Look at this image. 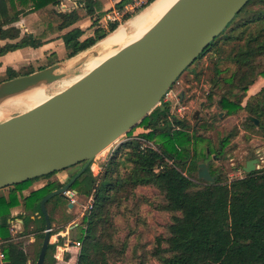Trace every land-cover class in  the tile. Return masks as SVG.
<instances>
[{
    "label": "trees",
    "instance_id": "1",
    "mask_svg": "<svg viewBox=\"0 0 264 264\" xmlns=\"http://www.w3.org/2000/svg\"><path fill=\"white\" fill-rule=\"evenodd\" d=\"M62 1L0 0V57L62 38L65 58L71 59L157 0H147L126 12L121 20L108 23L103 21L107 13L103 0H78L76 7L67 9L61 7ZM133 1L118 0L115 6L122 11ZM79 8L85 15L79 13ZM34 12H40L42 31L23 32L17 23ZM85 16L92 28L87 36L79 25ZM207 53L213 65L209 100L213 101L214 90L219 88L222 94L218 105L227 117L245 111L259 119L258 126L248 121L235 125L221 140L229 144L241 127L264 137V87L246 99L251 86L264 77V0H249L200 57ZM227 60L234 68L221 67ZM56 63L20 73L14 66L2 69L0 62V83ZM173 109V103L163 98L161 105L137 124L144 130L131 135L142 140L122 142L102 163L99 175L89 167L73 183L71 189L93 196V207L85 214L80 233L74 236V241L81 244L77 264H149L152 260L160 264H264V167L230 181L222 170L213 183L200 180L198 162L203 155L197 151V143L201 137L191 133L186 118L176 115ZM200 122L198 119V126L193 128L213 127L207 121ZM37 178L6 187L7 194L0 193V237L6 241L4 251L9 264H29L30 260L22 243L14 241L11 223L21 218L27 229L33 222L37 227L27 234L43 238L46 220L40 202L67 183L50 182L24 195L23 191ZM141 187H153L158 194L150 197L139 191ZM144 205L170 217L166 230L147 240ZM18 207L24 212L14 216L13 210ZM123 229L127 233L122 237ZM55 249L56 244L49 245L45 264H55ZM40 250L41 246L37 255Z\"/></svg>",
    "mask_w": 264,
    "mask_h": 264
},
{
    "label": "water",
    "instance_id": "2",
    "mask_svg": "<svg viewBox=\"0 0 264 264\" xmlns=\"http://www.w3.org/2000/svg\"><path fill=\"white\" fill-rule=\"evenodd\" d=\"M248 1L177 0L150 27L69 87L0 123V189L85 163L70 181L40 202L46 225L36 264H45L52 244L47 202L64 196L103 149L158 106ZM59 66L56 63L0 83V96L61 78L62 73H55ZM245 120L259 125L254 116L247 115ZM257 163L253 156L244 171H255ZM198 178L215 181L208 163H199Z\"/></svg>",
    "mask_w": 264,
    "mask_h": 264
},
{
    "label": "rangeland",
    "instance_id": "3",
    "mask_svg": "<svg viewBox=\"0 0 264 264\" xmlns=\"http://www.w3.org/2000/svg\"><path fill=\"white\" fill-rule=\"evenodd\" d=\"M77 1L78 0H64V3L68 7H76ZM161 2L162 0H157L151 3L140 13H138L133 19L126 21L120 25V27L125 26L128 32V35L124 37L123 41L126 42L129 38L133 39L140 34L138 32V29L154 13V11L158 8ZM103 3L105 9L113 4H116V2H113L112 4V2L108 0H103ZM127 7H130V5L128 4ZM78 11L80 14L85 15V11L83 9L79 8ZM29 15L30 16L26 18V27L24 28L28 27L29 32H41L43 29V24L40 23L39 12L30 13ZM138 16H140L141 21L137 26L134 27L131 24V21H133ZM79 25L86 30L85 36L89 35L92 32V28L89 27L91 25V20L88 16H85L79 22ZM98 44L99 43H97L89 50L82 52L71 59L65 58L67 53L65 45L57 44V49L53 53L49 54V50H42V57L38 60H35L32 66L17 65V70L20 73H26L29 70L47 66L52 62L59 63L60 66L58 69L55 70V73H62L63 76L52 82L41 83V85L44 86V88L46 89V93L49 96L54 95L74 83L72 81L74 77L76 78L78 76H83L88 73L91 70V65L89 63L97 56L104 55V53L101 55L97 54V51L99 49ZM221 67L224 70L228 68L232 69L234 68V64L230 60H227L221 64ZM212 69L213 65L209 59V53L205 54L202 58L199 57L182 73L179 82L173 87V91L166 96L164 101L167 99H172V103L174 105L173 112L180 117H182L181 115L183 114L186 118V121L191 126L189 131L201 137L197 143V151L203 155L202 159H204L205 162H211L216 170H222L227 176V179L230 181L234 178L243 177L245 175L244 167L246 165L247 159L252 154L256 155L258 159L264 157V139L259 137V141H255V143L259 146L258 150L257 145H250V141L253 135L249 132L245 133L243 131V127H241L242 129L240 131V134L229 144H227L231 145V147L225 146V149H223V152L226 154L218 161L214 159V154L219 146L220 140L223 137H226L235 125H239L243 121H246L245 117L247 116V114L245 111H242L238 115H231L227 117L226 111L221 109L218 105V101L220 100L222 94V91L219 90V88H215L214 90L215 94L213 96V101L209 100L208 94L212 88V83L210 82L213 73ZM224 75H228V73L225 72ZM180 89H185L186 97L184 102H181V104H178V106L176 105L177 107H175L177 99L173 98V95ZM26 91L13 95L22 96ZM8 97L7 99L5 98L4 101L8 100ZM3 102L0 103V123L33 108V106H30L28 104L20 103L18 105L13 102ZM159 105H161V103ZM178 108L181 110V112L178 111ZM197 110H199L200 112V121H207V124L213 125V127L209 129H205L203 127L193 128V126L195 125L198 126V123L196 124V121L193 118V114ZM143 130L144 128L142 126L136 125L131 129V131H129L118 141H116V143H118L119 145L124 141L126 137H132L131 135L139 133ZM111 147L112 146L110 145L103 154L99 153L96 156L95 161H93L90 165L91 170V167L94 166V164L101 165V163L105 162V160L108 159ZM208 150H210V157H206ZM261 165V167L264 166L263 163ZM81 167L82 164H77L68 167L67 169H64L62 171H57L49 177L40 176L39 178L35 179L32 184L23 191V193L24 195H29L31 191L40 189L41 187L47 185L50 182L61 183L65 181L67 177L79 172ZM139 191L141 193L147 194L150 197H154L158 194L157 190L153 187H141L139 188ZM0 193L7 194L8 191L7 189L3 188L0 189ZM74 198V202L70 201V203L74 205L73 208L68 207V200L63 198L61 195H57L51 198V200L48 201L49 203H47L46 205L50 218L52 219L51 243L56 244V249L53 254L56 260L55 264H77L81 245L75 244L76 242L74 241V236H77L81 231L83 218L88 212L85 207L88 205L91 196H86L81 193H78ZM22 212H24V208L18 207L13 210V215L17 216ZM143 213L147 216L149 226L147 229L144 230V237L146 240L153 237L154 233L159 234L166 230V225L170 221L169 214L150 205L143 206ZM20 220L21 218H16L11 223V232L14 235V241L22 243L23 248L29 255V264H36L38 259L37 250L41 246L42 238L36 237L35 235L27 234L37 227L35 223L32 222L26 229L23 226V223L20 222ZM139 229L142 230L143 228L140 227ZM126 231L127 229H123L121 234L122 237L126 235ZM149 264L160 263L156 260H152L149 262Z\"/></svg>",
    "mask_w": 264,
    "mask_h": 264
},
{
    "label": "bare ground",
    "instance_id": "4",
    "mask_svg": "<svg viewBox=\"0 0 264 264\" xmlns=\"http://www.w3.org/2000/svg\"><path fill=\"white\" fill-rule=\"evenodd\" d=\"M176 1L177 0H162L160 5L158 6V8L154 11V13L138 29V32L142 33L148 27H150ZM140 21H141V18H140V16H138L133 21H131V24L135 27L140 23ZM127 35H128L127 28L125 26H121L114 33L110 34L104 40L100 41L98 44L99 49L97 51V54L101 55L104 53V55L103 56H97L95 59H93L89 63L91 65V69L96 67L98 64H100L104 59H106L110 55H113L120 47L125 45L124 43L132 40V38L131 39L129 38L126 42L123 41L124 37H126ZM81 77H82V75L78 76L76 78L74 77V79L72 81L76 82ZM43 82H46V81H41V82L29 87L28 89H26L27 91L25 90L26 92L22 96H20V95H17V96H14V95H12V96H9V95L0 96V103L3 102L5 100V98L7 99V97L9 96L8 97L9 99L4 101L3 103L13 102V103H16L18 105L21 103V104H28V105L33 106V107L36 105H39L40 103L44 102L45 100H47L51 96V95L49 96L46 93V89L44 88V86L41 85V83H43ZM22 92H19V93H22ZM19 93H16V94H19ZM10 97H12V98H10ZM124 135L125 134H123L122 136H124ZM122 136H120L115 141H118ZM108 147L109 146H107L105 149H103L100 152V154H103L108 149Z\"/></svg>",
    "mask_w": 264,
    "mask_h": 264
},
{
    "label": "crops",
    "instance_id": "5",
    "mask_svg": "<svg viewBox=\"0 0 264 264\" xmlns=\"http://www.w3.org/2000/svg\"><path fill=\"white\" fill-rule=\"evenodd\" d=\"M110 2H117L118 0L115 1H111L108 0ZM112 6V5H111ZM61 7L63 9H67L70 8L68 7L65 3L64 0L61 3ZM109 8V7H108ZM108 8H106V10L108 11ZM40 14V12H39ZM30 16L27 15L25 17H23L17 24L18 26H20L23 30V32H29V28H24L25 26V22H26V18ZM52 37H57V35H54ZM3 41H0V43H2ZM57 44H64L62 38H54L53 40H50L49 42H47L46 44H44L43 46L39 47V48H32V47H25V48H21L12 52H9L7 54H5L4 56L0 57V62L2 63V68L5 69L7 66H14L17 67L18 66H32L33 62L35 60L40 59L41 56V52L42 50L46 51L49 50V54L53 53L57 48ZM65 45V44H64ZM89 50V49H88ZM43 51V52H44ZM87 51V50H86ZM85 52V51H84ZM77 56V55H76ZM264 87V77H260L252 86L251 88L248 90V96L246 97V99L251 96L254 95L256 93H258L262 88ZM245 99V101H246ZM244 101V102H245ZM242 129V128H241ZM243 131L246 133L247 131L245 129H243ZM243 133V132H242ZM260 136H255L253 135L251 141H250V145L252 146H256L257 144L255 143V141H259ZM262 139H264V137H261ZM258 150H259V146L257 145ZM259 156V155H258ZM261 160V161H260ZM264 164V157H261V159H258V163H257V168H263L261 167V164Z\"/></svg>",
    "mask_w": 264,
    "mask_h": 264
},
{
    "label": "built area",
    "instance_id": "6",
    "mask_svg": "<svg viewBox=\"0 0 264 264\" xmlns=\"http://www.w3.org/2000/svg\"><path fill=\"white\" fill-rule=\"evenodd\" d=\"M111 1H115V0H111ZM147 0H134L132 3H130V7H127V5L125 6L124 10H118L115 6V4H113L112 6H110L108 8L107 13L105 14V16L103 17V21L105 23H108L109 21H116V20H121V18L123 17V15L126 12H132L135 10V8L139 7L140 5H142L143 3H145ZM132 138H136L139 140H142L141 137L139 136H132V137H126L124 139V141L132 139ZM123 141V142H124ZM116 144V145H115ZM121 144V143H120ZM119 144V145H120ZM118 143H116V141L114 143L111 144V151H110V155L108 157V159L115 153L117 147L119 146ZM150 145L154 148L157 149V147L151 142ZM96 159V158H95ZM95 159L93 161H95ZM108 159H106L105 161H107ZM94 164V163H93ZM97 166V167H94ZM94 166H92V170L94 172V175H99L100 172L102 171V163L101 165H97L94 164ZM95 168V169H94ZM95 170V171H94ZM66 194L68 196H70V201L74 202L75 201V196L78 194V192L76 190L73 189H69L66 191ZM93 207V196H91L90 201L88 203V205L85 207V209L87 211H89L91 208ZM6 241H4L1 237H0V264H9V261L7 259V255L4 251V245H5ZM76 245H81L80 242H76Z\"/></svg>",
    "mask_w": 264,
    "mask_h": 264
},
{
    "label": "flooded vegetation",
    "instance_id": "7",
    "mask_svg": "<svg viewBox=\"0 0 264 264\" xmlns=\"http://www.w3.org/2000/svg\"><path fill=\"white\" fill-rule=\"evenodd\" d=\"M201 58V57H200ZM192 65V64H191ZM181 77V76H180ZM180 77L177 79V81H176V83L171 87V89L168 91V93L166 94V96L170 93V92H172L173 91V87L179 82V79H180ZM166 96L164 97V99L166 98ZM185 97H186V93H185V89H180L178 92H175L174 93V95H173V98H175V99H177V102H176V104H175V107H177L178 106V104H181V102H184V100H185ZM165 101H171V102H173L172 101V99H167V100H165ZM177 105V106H176ZM173 108H174V105H173ZM178 111L179 112H181V110L178 108ZM196 113V112H195ZM195 113L193 114V118H194V120L195 121H197L198 119H201L200 118V112H198V114H197V118L195 119ZM182 114V113H181ZM182 117H184V115L182 114L181 115ZM187 124H189L188 122H187ZM225 146H230L231 147V145H225L224 144V142H223V140H220V142H219V146H218V148H217V150L215 151V154H214V159L216 160V161H218L219 159H221L226 153H224L223 152V149H225ZM210 150H208L207 151V154H206V157H210ZM250 156V155H249ZM253 156H256V155H254V154H252L248 159H247V161L249 160V159H251ZM256 158H257V156H256ZM258 159V158H257ZM246 161V162H247ZM201 162H205V160L204 159H202V157L200 158V160H199V162H198V165H199V163H201ZM205 163H208V165H209V169H210V173L213 175V176H215V180L217 179V175H218V171H219V169H215V167L212 165V163L211 162H205ZM80 164H82V167H81V169L83 168V166H84V164L85 163H80ZM67 169V168H66ZM80 169V170H81ZM87 170V169H86ZM216 171H217V173H216ZM223 172V171H222ZM55 173V172H54ZM78 173V172H77ZM77 173H74L73 175H71V176H69V177H67L65 180H67L66 182H68V181H70L71 180V178L72 177H74ZM197 176H198V171H197ZM65 182V183H66ZM71 189V188H70ZM63 198H65V199H67L68 200V202L70 203V196H68L67 194H66V192H65V195L63 196V195H61ZM69 203H68V207L69 208H73L74 207V205L72 206V207H70L69 206ZM44 236H45V231H44ZM43 239H44V237L42 238V243H43ZM41 247H42V244H41ZM41 251V250H40ZM39 254H40V252H39ZM39 254H38V256L37 257H39ZM38 260V259H37Z\"/></svg>",
    "mask_w": 264,
    "mask_h": 264
}]
</instances>
